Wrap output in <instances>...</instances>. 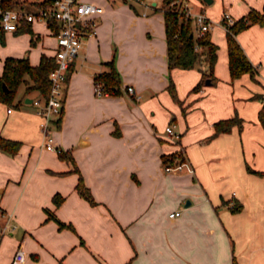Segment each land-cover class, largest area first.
Instances as JSON below:
<instances>
[{"label":"crops","instance_id":"1","mask_svg":"<svg viewBox=\"0 0 264 264\" xmlns=\"http://www.w3.org/2000/svg\"><path fill=\"white\" fill-rule=\"evenodd\" d=\"M18 1L31 10L41 3ZM91 1L103 12L72 62L61 124L51 126L54 145L74 160L45 147L32 101L38 91L22 84L13 104L0 101V136L21 142L16 154L0 149V264H11L18 247L28 254L23 264H264V175L251 170L264 171L263 100L255 96L264 95V25L237 34L257 70L233 80L222 22L225 12L238 19L264 10V0H202L216 2L214 18L201 0H179L212 21L219 45L218 80L195 91L198 66L169 68L158 9L164 0ZM2 32L0 75L7 57L38 65L43 54H55L56 37L44 22ZM113 59L121 93L98 95L95 75ZM170 77L181 102L168 89ZM236 115L241 129L214 135L217 121ZM174 152L184 168L167 172L162 155ZM80 174L97 204L78 191ZM55 194L64 197L59 205Z\"/></svg>","mask_w":264,"mask_h":264},{"label":"trees","instance_id":"2","mask_svg":"<svg viewBox=\"0 0 264 264\" xmlns=\"http://www.w3.org/2000/svg\"><path fill=\"white\" fill-rule=\"evenodd\" d=\"M2 6L6 8L16 7L15 5L21 4L18 0H1ZM161 10L165 17L166 26V38L168 46V62L169 68H193L198 66L202 72L201 80L195 85L193 90H198L210 79L212 82H216L218 78L215 76V64L218 58L219 45L212 40L211 31H206L202 35H195L193 27V19L187 16L182 2L177 0H164L163 5L158 8ZM226 26V40L228 46L229 57V72L231 78L234 80L241 77L245 73L255 75L257 67L252 63L237 39V34L252 24L259 23L264 25V10L250 9L249 12L231 24H229L224 18L222 20ZM31 23L24 22L17 30L22 28L27 29ZM4 29L0 27V39L5 42L3 35ZM108 69L99 72L95 75V81L101 83L103 87V95L106 94H120L121 93V76L114 64V59L106 62ZM56 66L55 56H48L43 54L41 61L38 65H32L27 56L25 57H7L4 62V71L0 75V101H4L8 104H13L16 98L19 87L22 84H26V90H36L39 92L40 98L47 99L50 93V80L49 73ZM72 70V63L70 65L67 81L69 79L70 71ZM5 82L8 86L6 90L3 86ZM168 89L171 95L179 101L175 82L170 77ZM257 98L263 100V105L259 111V119L264 127V95L257 94ZM181 102V101H179ZM65 103V98H64ZM64 103L61 111L52 119L54 126H60L64 115ZM237 124L239 129L243 127V119L239 116L232 118L221 119L215 123V133L217 135L221 132L231 130L232 126ZM21 146L19 140L6 138L0 136V149L10 154H16ZM59 156L63 159L74 160L73 155L69 151H65L61 148L58 152ZM181 156V153L163 154L162 159L165 165L176 163V158ZM181 159L183 157L181 156ZM260 175H264V171H256L251 169ZM77 189L80 194L86 198L91 204H97L90 188L85 184L82 175L79 176L77 183ZM64 197L60 194L54 195V201L56 205L61 204ZM232 201V200H231ZM231 201L228 202V205ZM234 204L230 209L237 212L241 209L242 205L236 200H233ZM49 216H53L57 219L54 213H50ZM60 226H69L73 228V225L64 223L57 219ZM233 264H236V260H233Z\"/></svg>","mask_w":264,"mask_h":264},{"label":"built area","instance_id":"3","mask_svg":"<svg viewBox=\"0 0 264 264\" xmlns=\"http://www.w3.org/2000/svg\"><path fill=\"white\" fill-rule=\"evenodd\" d=\"M125 2L144 3L145 0H123ZM177 2H181L177 0ZM183 9L187 16L193 19L197 25V34L202 35L212 28V21L202 12L192 13L187 3H183ZM103 12V7L98 3L89 0H41L40 6L31 10L24 5L12 8L2 6L0 1V27L7 31L17 30L24 22H44L53 29L56 37L55 60L56 66L49 73L50 93L47 99L34 98L32 101L37 107V113L43 117L41 123L44 136V145L47 149L61 150L53 143L52 119L61 111L64 103L65 86L67 74L71 63L78 54L85 35H92L97 25L96 16ZM223 18L229 23L235 19L227 12ZM95 91L98 95H103L101 83L95 81ZM129 93H135V87H127ZM11 110V109H9ZM166 131L171 136L178 134L174 132L171 125L166 127ZM184 161H176L174 164L165 165L167 172L182 170ZM234 201L229 203L232 207ZM181 211H172L169 216H178ZM28 258L27 252L18 247L14 252L11 264H23Z\"/></svg>","mask_w":264,"mask_h":264},{"label":"rangeland","instance_id":"4","mask_svg":"<svg viewBox=\"0 0 264 264\" xmlns=\"http://www.w3.org/2000/svg\"><path fill=\"white\" fill-rule=\"evenodd\" d=\"M89 1H91V0H89ZM202 1V0H201ZM159 2L160 3H162V0H159ZM203 2V10H204V12H209V13H207V14H209L211 17H215V16H217L218 14H219V8L218 7H214V6H216L215 4H216V2H214V3H206L205 1H202ZM211 7V10L209 11V8ZM212 8L214 9V10H212ZM250 27V26H249ZM245 29H247V28H245ZM244 29V30H245ZM195 32V35H197V31H194Z\"/></svg>","mask_w":264,"mask_h":264},{"label":"water","instance_id":"5","mask_svg":"<svg viewBox=\"0 0 264 264\" xmlns=\"http://www.w3.org/2000/svg\"><path fill=\"white\" fill-rule=\"evenodd\" d=\"M207 1H210V0H207ZM208 84L209 83H211V80L210 79H207V81H206ZM3 86H4V88L7 90L8 89V86H7V84L5 83V82H3ZM32 100V99H31ZM188 202H190V201H188Z\"/></svg>","mask_w":264,"mask_h":264}]
</instances>
